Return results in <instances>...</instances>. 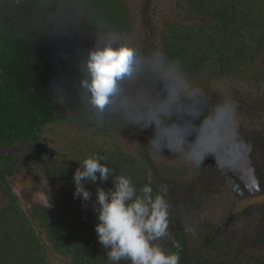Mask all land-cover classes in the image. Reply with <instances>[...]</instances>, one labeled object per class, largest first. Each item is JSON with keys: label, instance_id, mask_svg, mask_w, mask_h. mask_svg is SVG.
<instances>
[{"label": "trees", "instance_id": "trees-1", "mask_svg": "<svg viewBox=\"0 0 264 264\" xmlns=\"http://www.w3.org/2000/svg\"><path fill=\"white\" fill-rule=\"evenodd\" d=\"M176 10L177 17L156 22L144 11L140 58L178 74L187 102L221 81L238 82L233 104L244 119L239 131L231 120L225 124L216 118L213 96L208 100L213 122L205 121L201 132L203 119L169 114L152 74L144 83L156 106L139 104L123 79L103 109L91 104L83 86L87 60L91 52L104 48L95 45L93 36L132 33L134 22L125 1L0 0V189L8 198L0 203V264H50L46 243L53 252L69 256L70 264H112L97 240L92 202L82 206L73 195V174L92 156L102 157L100 162L111 170L109 180L99 185L106 191L113 187V177L124 176L137 195L147 185L153 197L163 196L169 205L167 235L152 243L178 254V264H264V201L249 205L259 214L260 226L249 243L240 238L227 243L224 231L232 216L224 227L211 226L205 219L196 226L202 250L190 249L181 228L186 210L209 199L223 181L233 182L238 196H264V172L253 163L254 150L264 149V0H176ZM68 112L76 115L80 128L97 134V145L93 152L92 145H86L89 150L80 149L72 162L61 165L48 154L43 135ZM133 122L138 135L135 151L125 149L113 134ZM183 127L201 159L197 186H182L177 179L183 172L177 167H164L163 174L170 176L165 181L146 152L150 130L164 142ZM214 142L217 151L204 153L205 143ZM22 159L23 167L38 164L59 186L52 206L34 204L25 210L20 205L10 177L18 173ZM248 176L256 180L255 189L244 185ZM96 186L86 185L93 201ZM36 227L44 230L43 240ZM119 264L131 261L122 259Z\"/></svg>", "mask_w": 264, "mask_h": 264}, {"label": "rangeland", "instance_id": "rangeland-1", "mask_svg": "<svg viewBox=\"0 0 264 264\" xmlns=\"http://www.w3.org/2000/svg\"><path fill=\"white\" fill-rule=\"evenodd\" d=\"M123 1L126 2L131 19L134 22L132 33L125 37H114L97 33L93 36V39L95 45L99 47H126L134 51L135 63L133 65V71L131 75L125 77L123 81L128 92L134 96L135 100L143 105V107L156 106L153 94L144 83V79L152 74L157 83L159 82L161 85V94L164 98V109L168 110L169 114L180 115L182 118L197 116L198 118L196 119H203L198 127V131L201 132L205 130V121L207 123L209 121L213 122L208 118L211 111L208 100L213 96L217 108L220 105L227 104L232 109L230 120L232 123L234 122L236 124L232 127L234 130L239 131L240 124L243 123L244 119L238 114L233 104V93L239 85L238 82L232 80L221 81L213 86L209 93H207L208 91H202L200 95L189 98L190 102H187L186 97L181 95L179 87L180 77L178 74L167 73L157 66V63H146L139 56L140 41L145 33V29L141 23V17L142 15L144 16V11L146 12V17L155 20V22L165 18L177 17L178 10H176V0ZM76 121V115L68 112L67 118L63 122L54 125L51 129H47L43 135L48 154L61 165L66 164V162H72L73 157H76V152L80 149L85 152V150L88 149L86 145H92L91 151H95L94 147L97 145L95 142V139L97 140V134L89 131L90 129L83 130L78 126ZM117 129H119L118 133H113L116 140H118L125 149L136 150L138 146L136 123H130L125 129ZM188 136L189 134L186 133V128L183 127L173 139L159 142L154 138V134H152V130H150L149 134L146 136L148 140L146 152L150 160L153 161L158 168L160 177L165 181H168L170 176L163 174L164 167H177L183 172L177 179L182 186H197L194 183L199 181H196L197 178L195 177L199 176L198 169L200 170V163H196L192 159V156L195 155L200 157V155L194 150V141L188 139ZM101 140L102 138H99V141ZM164 144H166V146H164ZM213 144L215 148L219 147L215 142ZM77 145L79 146L77 147ZM261 148L262 149L254 150L253 163L260 169H263L264 172V154L262 153L264 149L263 147ZM31 150H34V148L30 147L29 151ZM32 156L34 157L35 154L33 153ZM22 160L23 164L18 173L14 177H10L12 190L17 195L20 205L25 210L31 209L34 204L52 206L60 192L59 186L47 178L43 171L39 169L38 164H27L23 167L25 160ZM242 181L244 185L251 184L255 189L256 180L251 176L243 178ZM201 185H203L202 182ZM203 187L208 188L206 186ZM242 189L244 190V188ZM245 190L250 191L247 188H245ZM235 191L236 187L233 182L223 181L222 184L216 188L215 192L210 194L209 199H202L200 203L197 202L198 205L196 208L186 210V216L182 219L181 228L184 229L189 238L190 249L202 250L203 246L200 244V239L198 238V233L195 228L204 219L209 222L211 226L216 227L222 225L224 227L227 219L231 216L233 217L230 224L225 226L226 229L224 231V236L227 237L226 241L229 245L234 244L233 242L239 238L241 241L249 243L252 235H254V233H259V214L256 210L251 211L249 205L264 201V196L257 195L246 198L242 195V192L238 196V193ZM6 201H8L7 195L0 189V203ZM36 228L38 229L39 237L43 240L45 238L44 230L39 229L40 227ZM46 244L48 247V259L50 264L71 263V258L69 256L53 252L50 248L51 244Z\"/></svg>", "mask_w": 264, "mask_h": 264}, {"label": "clouds", "instance_id": "clouds-1", "mask_svg": "<svg viewBox=\"0 0 264 264\" xmlns=\"http://www.w3.org/2000/svg\"><path fill=\"white\" fill-rule=\"evenodd\" d=\"M135 63V53L126 47L111 46L89 54L87 79L83 86L90 93L91 104L103 109L110 97L117 91L118 83L131 75ZM232 109L220 105L215 116L225 124L230 120ZM100 156L83 160L73 174L74 198L82 201V206L92 202L98 223L95 225L98 243L107 250L112 264L128 259L131 264H178L176 253H166L152 243L167 235L168 203L161 195L152 196V188L144 186L142 195H137L131 181L124 176L112 178L113 187L107 191L99 185L107 182L111 170L100 161ZM200 163L201 159L193 155ZM97 185L95 200L87 184Z\"/></svg>", "mask_w": 264, "mask_h": 264}, {"label": "snow or ice", "instance_id": "snow-or-ice-1", "mask_svg": "<svg viewBox=\"0 0 264 264\" xmlns=\"http://www.w3.org/2000/svg\"><path fill=\"white\" fill-rule=\"evenodd\" d=\"M217 149L211 144V143H205L204 147H203V152L204 153H208V152H216ZM234 156L235 159L239 160L240 157L238 154H232Z\"/></svg>", "mask_w": 264, "mask_h": 264}]
</instances>
